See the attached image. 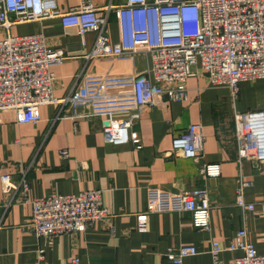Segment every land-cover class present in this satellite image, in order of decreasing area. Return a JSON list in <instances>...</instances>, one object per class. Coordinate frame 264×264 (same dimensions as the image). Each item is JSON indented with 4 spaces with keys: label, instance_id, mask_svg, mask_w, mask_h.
Instances as JSON below:
<instances>
[{
    "label": "crops",
    "instance_id": "1",
    "mask_svg": "<svg viewBox=\"0 0 264 264\" xmlns=\"http://www.w3.org/2000/svg\"><path fill=\"white\" fill-rule=\"evenodd\" d=\"M93 1L98 8L120 2ZM57 2L68 11L78 0ZM34 32H42L47 46L68 56L51 66L54 96L78 99L42 105L36 123H17L13 110H0V176L24 179L28 199L100 190L109 217L77 234L38 238L23 228L31 218V204L5 207L9 196L0 185V264H73L74 258L78 264H175L166 254L181 246L197 250L181 264H213L209 253L213 240L220 245L221 263L233 264L243 254L229 249L241 228L264 254V161L238 160L234 137L237 113L264 111V78L240 82L234 98L229 88L213 86L199 71L185 82L187 99L140 111L131 126L140 139L137 149L132 143L106 142L103 119L123 120L136 109L133 81L149 68L150 59L143 53L87 59L95 33L63 27L58 18L10 28L13 36ZM106 32L112 43L117 42L114 10L107 13ZM3 36L0 28V39ZM191 124L201 126L200 162L172 152L174 139ZM201 163H219L220 176L202 175ZM242 183L245 201L254 204L252 211L235 203ZM194 189L208 192L210 231L194 228L190 212L176 211L147 214L146 231L135 228L151 191Z\"/></svg>",
    "mask_w": 264,
    "mask_h": 264
},
{
    "label": "built area",
    "instance_id": "2",
    "mask_svg": "<svg viewBox=\"0 0 264 264\" xmlns=\"http://www.w3.org/2000/svg\"><path fill=\"white\" fill-rule=\"evenodd\" d=\"M100 9L105 11L103 15L98 14ZM110 10H114L118 24L115 43L106 32ZM49 18H58L63 27H75L81 34L95 33L87 59L131 53H143L150 59L149 68L133 81L136 109L123 120L113 116L103 119L104 140L113 144L132 143L140 148V139L131 130L140 111L187 99L185 82L199 71L213 86L229 88L234 98L240 82L264 78V0H120L99 8L93 0H78L68 11H62L57 0H0V28L4 31L0 39V110H13L20 124L38 122L42 105L78 99L74 95L59 99L53 94L51 66L68 58L62 49L47 46L42 32L10 34L13 25ZM235 122L238 160L264 161V111L237 113ZM200 129L199 124H191L174 139L172 152L200 162ZM61 155L67 156L64 151ZM200 173L218 177L221 166L201 163ZM0 185L1 192L9 196L5 207L14 202L31 204V218L23 228L38 238L77 234L109 217L100 190L28 199L24 179L14 181L10 174H2ZM244 185L238 186L235 203L242 210L252 211L254 204L246 202L241 191ZM209 210L204 189L176 193L153 190L135 228L146 231L147 214L176 211L190 212L194 228L208 232ZM229 249L243 251L233 264H264V254L249 242L245 228L236 232ZM196 252L194 246H181L166 257L181 264L184 257ZM220 252L219 243L210 241L213 264H222ZM78 261L74 258L73 264Z\"/></svg>",
    "mask_w": 264,
    "mask_h": 264
}]
</instances>
